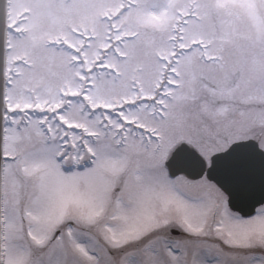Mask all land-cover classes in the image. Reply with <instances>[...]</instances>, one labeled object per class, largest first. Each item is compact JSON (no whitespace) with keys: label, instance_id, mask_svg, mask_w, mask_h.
Wrapping results in <instances>:
<instances>
[{"label":"snow or ice","instance_id":"6c2138e0","mask_svg":"<svg viewBox=\"0 0 264 264\" xmlns=\"http://www.w3.org/2000/svg\"><path fill=\"white\" fill-rule=\"evenodd\" d=\"M0 264H264V0H0Z\"/></svg>","mask_w":264,"mask_h":264}]
</instances>
